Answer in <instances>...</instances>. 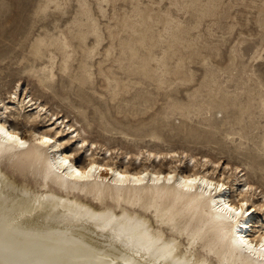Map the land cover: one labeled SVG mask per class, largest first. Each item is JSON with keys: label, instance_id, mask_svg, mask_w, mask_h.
I'll return each instance as SVG.
<instances>
[{"label": "rangeland", "instance_id": "rangeland-1", "mask_svg": "<svg viewBox=\"0 0 264 264\" xmlns=\"http://www.w3.org/2000/svg\"><path fill=\"white\" fill-rule=\"evenodd\" d=\"M16 82L93 139L205 152L264 189V0H0V96Z\"/></svg>", "mask_w": 264, "mask_h": 264}, {"label": "bare ground", "instance_id": "bare-ground-1", "mask_svg": "<svg viewBox=\"0 0 264 264\" xmlns=\"http://www.w3.org/2000/svg\"><path fill=\"white\" fill-rule=\"evenodd\" d=\"M26 90L0 96V264H264V189L238 165L93 139Z\"/></svg>", "mask_w": 264, "mask_h": 264}, {"label": "snow or ice", "instance_id": "snow-or-ice-1", "mask_svg": "<svg viewBox=\"0 0 264 264\" xmlns=\"http://www.w3.org/2000/svg\"><path fill=\"white\" fill-rule=\"evenodd\" d=\"M0 136H7L9 140H17L18 139V137H15V136L7 133L5 130V126H3V125H0ZM50 142L51 141H49L47 139L44 140V143H50ZM19 143L21 146H23V141H20ZM65 163H67V161H65ZM89 171H91V169H89ZM78 175H79V173H78ZM117 175H119V173H117ZM168 179H169V182H171L172 177H169ZM187 183L191 184V183H194V181L189 180V181H187ZM205 183H207V182L205 181ZM241 207L244 208V207H246V205H242ZM232 211H235V210H232ZM239 214L240 213L237 212V215H239ZM250 247L251 246H249V248ZM260 248H261V253L259 254L258 258L260 260L264 261V244H262L260 246Z\"/></svg>", "mask_w": 264, "mask_h": 264}]
</instances>
